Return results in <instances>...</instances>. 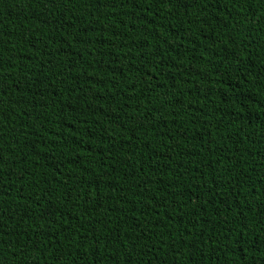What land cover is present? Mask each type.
<instances>
[{
  "label": "trees",
  "instance_id": "1",
  "mask_svg": "<svg viewBox=\"0 0 264 264\" xmlns=\"http://www.w3.org/2000/svg\"><path fill=\"white\" fill-rule=\"evenodd\" d=\"M0 264H264V0H0Z\"/></svg>",
  "mask_w": 264,
  "mask_h": 264
}]
</instances>
